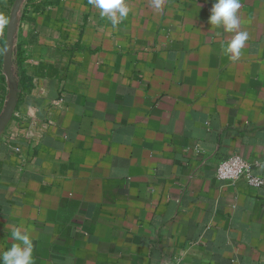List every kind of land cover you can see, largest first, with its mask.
<instances>
[{
	"label": "crops",
	"instance_id": "crops-1",
	"mask_svg": "<svg viewBox=\"0 0 264 264\" xmlns=\"http://www.w3.org/2000/svg\"><path fill=\"white\" fill-rule=\"evenodd\" d=\"M214 2L125 0L115 27L89 0L25 3L0 252L16 225L35 264H264V189L216 176L233 155L264 176V0H240L237 61L223 52L234 33L207 23ZM13 3L0 0L8 22Z\"/></svg>",
	"mask_w": 264,
	"mask_h": 264
},
{
	"label": "clouds",
	"instance_id": "clouds-1",
	"mask_svg": "<svg viewBox=\"0 0 264 264\" xmlns=\"http://www.w3.org/2000/svg\"><path fill=\"white\" fill-rule=\"evenodd\" d=\"M101 17H107L113 27L120 24L129 15L130 9L125 0H89ZM165 0H151V6L157 11H162ZM241 8L240 0H215L207 23L212 29H220L224 33H234L231 41L223 48L224 55L230 60L237 61L241 51L248 40L246 31H238L240 18L238 12ZM8 24L7 18L0 16V27ZM217 32V35H220ZM11 239L15 241L7 250L0 252V264H35L34 243L26 229L13 225Z\"/></svg>",
	"mask_w": 264,
	"mask_h": 264
},
{
	"label": "water",
	"instance_id": "water-1",
	"mask_svg": "<svg viewBox=\"0 0 264 264\" xmlns=\"http://www.w3.org/2000/svg\"><path fill=\"white\" fill-rule=\"evenodd\" d=\"M28 0H14L6 30V42L3 55V70L9 84V95L4 110L0 115V135L14 116L19 101V82L15 71L16 30L21 11Z\"/></svg>",
	"mask_w": 264,
	"mask_h": 264
},
{
	"label": "built area",
	"instance_id": "built-area-1",
	"mask_svg": "<svg viewBox=\"0 0 264 264\" xmlns=\"http://www.w3.org/2000/svg\"><path fill=\"white\" fill-rule=\"evenodd\" d=\"M216 176L220 181L243 180L251 188L264 189V176L254 173L252 164L240 155H233L222 161L217 167Z\"/></svg>",
	"mask_w": 264,
	"mask_h": 264
}]
</instances>
